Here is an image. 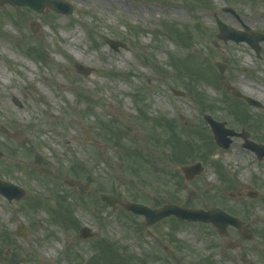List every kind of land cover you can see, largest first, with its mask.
<instances>
[{"label":"rangeland","instance_id":"rangeland-1","mask_svg":"<svg viewBox=\"0 0 264 264\" xmlns=\"http://www.w3.org/2000/svg\"><path fill=\"white\" fill-rule=\"evenodd\" d=\"M65 1L73 14L0 7V179L26 192L11 202L0 194V236L7 238L0 237V264H113L108 246L133 264H264V159L243 147L242 137H232L227 150L219 147L204 119L208 110L225 127L245 130L264 144V98L244 84L264 90V42L258 57L245 42L218 39L217 24L264 34V0H112L106 6ZM241 15L247 23L238 22ZM32 22L40 26L37 33ZM174 24L190 30L185 44L166 30ZM107 39L126 48L114 50ZM216 61L227 64L225 74ZM76 62L92 73H78ZM223 80L262 108L232 96ZM229 104L246 115L234 114ZM166 120L181 134L191 125L199 141L210 142L204 152L198 146L182 157L188 158L184 164L201 161L205 168L192 180L184 177V161L176 160L165 136ZM101 123L111 124L112 132ZM130 148L150 161L140 162ZM69 178L90 190L80 195L64 182ZM241 191L258 195L230 196ZM104 193L152 208L219 207L243 221L252 238H245L243 228L229 226V235L221 236L210 223L174 216L146 227L144 216L103 202ZM61 200L69 221L56 214ZM19 222L26 227L23 237L17 236ZM85 226L93 236L83 239ZM232 242L235 249L228 248Z\"/></svg>","mask_w":264,"mask_h":264},{"label":"water","instance_id":"water-1","mask_svg":"<svg viewBox=\"0 0 264 264\" xmlns=\"http://www.w3.org/2000/svg\"><path fill=\"white\" fill-rule=\"evenodd\" d=\"M3 4H11L13 6L16 5L29 6L38 12H43L45 7H50L55 11L63 14H72L73 12L72 6L68 3L62 2L61 0H0V6ZM219 25L221 29V34L219 35V38H222L225 41L229 39L235 40L236 42L247 41L259 54L260 52L259 42L264 40V36L260 34L247 36V35H243L241 32H238L234 29L227 27L221 22H219ZM37 30H38V26L34 25L33 31L37 32ZM108 43L115 50H118L119 47H125V44L110 39L108 40ZM216 65L219 67L222 73L225 72L226 69L225 64L221 62H217ZM75 67L78 70V72L84 75H89L91 73V69L82 64L77 63ZM224 84L229 90L232 91L233 96L245 99L250 105H255L259 107L261 106L259 102L253 100L250 97L243 95L236 88L232 87L228 81H225ZM206 119L210 122L215 135V140L217 144H219L221 147L225 149L229 148V146L232 143L231 137L241 136L245 140L244 146L246 148L255 151L259 159H262L264 157V146L256 144L253 141L249 140V133L247 132L236 133L234 130L226 129L224 127L225 124L224 122H216L210 116H206ZM2 156L3 154L2 152H0V158ZM203 169L204 168L202 167L201 163H196L191 166L182 167V171L184 172L188 180H191L196 175H199L203 171ZM66 182L70 186L78 187L81 194L86 193L89 189L86 185L72 179L67 180ZM0 193L5 197H7L9 201H12L13 199L20 200L25 195V191L19 186H16L11 182H4L2 180H0ZM251 195L255 196L256 193L254 192V194L252 193ZM102 199L108 202L110 205H114L117 203V200L110 195H103ZM123 207L126 210L132 211L135 214L145 215L146 226L153 225L156 222L162 220L164 217L170 215H175L179 220L203 221V222L212 223L214 226L217 227L218 231L221 234H227L226 229L229 225H233L238 228L243 226V223L238 218L232 217L231 215L227 214L225 211L219 208H214L209 211H204L200 209H185L170 204L153 210L145 205L133 203V202L123 204ZM24 231H25V225L20 222L18 235L22 236L24 234ZM81 235L84 238L91 236L90 229L87 227L84 228L81 232ZM247 238H251V236L247 235Z\"/></svg>","mask_w":264,"mask_h":264},{"label":"trees","instance_id":"trees-1","mask_svg":"<svg viewBox=\"0 0 264 264\" xmlns=\"http://www.w3.org/2000/svg\"><path fill=\"white\" fill-rule=\"evenodd\" d=\"M167 28V30L169 31V32H171V33H176L177 35H178V37H180L181 39H183V38H185V36L187 35V34H189V30L188 29H185L186 30V32L185 31H181V29L178 27V26H176V25H171V26H167L166 27ZM36 52H37V54H40V53H42L40 50H35ZM172 125V129H171V132H170V141H171V143L172 144H174V145H177V146H189V147H191L193 144L191 143V142H189V141H185V140H183V138L177 133V130H176V128H173L175 125H174V123H171L170 124V126ZM111 124H106V123H104L103 124V126L101 127L103 130H110L111 132H112V130H111ZM191 130V129H190ZM138 153V156H136V158H138V159H146V157H145V155L143 154V153H140L139 151H137L136 149H133V150H131L130 151V154L132 155V156H134V154H137ZM132 158V157H131ZM133 159V158H132ZM177 160L178 161H183V160H181V159H179V158H177ZM39 202H41V199H39V201H34V202H32L33 204H36V203H39ZM63 206V205H62ZM66 215H67V213H66ZM115 256L117 257V258H119L120 260H123V257L121 256V255H119V253H118V251H115Z\"/></svg>","mask_w":264,"mask_h":264},{"label":"bare ground","instance_id":"bare-ground-1","mask_svg":"<svg viewBox=\"0 0 264 264\" xmlns=\"http://www.w3.org/2000/svg\"><path fill=\"white\" fill-rule=\"evenodd\" d=\"M95 1H97L98 3H101L104 6H106V5H109L112 0H95ZM119 5L122 8H124V7H127L128 8V6L125 5V3L119 2ZM247 21H248V19L246 17L242 16V15L240 16V18H238V22L240 24H245V23H247ZM244 84L247 86L248 91H250L251 93L257 94L260 98H264V90L259 89L258 87H256L253 84H249V83H245V82H244ZM180 113L181 114H184V112H183L182 109H180Z\"/></svg>","mask_w":264,"mask_h":264}]
</instances>
